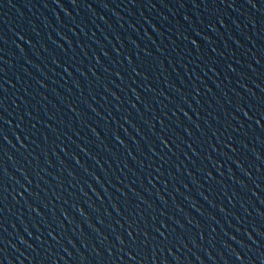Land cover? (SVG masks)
I'll return each mask as SVG.
<instances>
[{
    "label": "water",
    "instance_id": "obj_1",
    "mask_svg": "<svg viewBox=\"0 0 264 264\" xmlns=\"http://www.w3.org/2000/svg\"><path fill=\"white\" fill-rule=\"evenodd\" d=\"M0 264H264L248 0H0Z\"/></svg>",
    "mask_w": 264,
    "mask_h": 264
},
{
    "label": "snow or ice",
    "instance_id": "obj_2",
    "mask_svg": "<svg viewBox=\"0 0 264 264\" xmlns=\"http://www.w3.org/2000/svg\"><path fill=\"white\" fill-rule=\"evenodd\" d=\"M258 123H259V121H258Z\"/></svg>",
    "mask_w": 264,
    "mask_h": 264
}]
</instances>
